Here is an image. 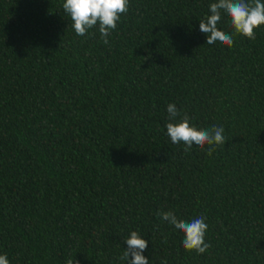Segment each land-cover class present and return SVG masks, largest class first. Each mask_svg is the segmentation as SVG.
Wrapping results in <instances>:
<instances>
[{"label": "trees", "instance_id": "1", "mask_svg": "<svg viewBox=\"0 0 264 264\" xmlns=\"http://www.w3.org/2000/svg\"><path fill=\"white\" fill-rule=\"evenodd\" d=\"M65 0H0V254L10 264H264V26L256 39L199 29L217 0H129L117 28L77 36ZM180 112L170 121L167 106ZM223 126L183 150L166 125ZM179 220L204 216L203 254Z\"/></svg>", "mask_w": 264, "mask_h": 264}, {"label": "clouds", "instance_id": "2", "mask_svg": "<svg viewBox=\"0 0 264 264\" xmlns=\"http://www.w3.org/2000/svg\"><path fill=\"white\" fill-rule=\"evenodd\" d=\"M64 12L70 17L72 27L77 36H86L90 29L98 27L101 39L109 43L108 37L117 28L121 16L129 10V0H65ZM210 15L200 20L199 29L206 35V44L231 48L234 44L233 35L222 31L218 25L222 15L230 20V27L234 34L256 39V29L264 26V0H217L209 5ZM170 121H176L180 112L175 104L167 106ZM187 114L178 122H169L166 125L167 135L173 144H183V150L189 152L193 146L204 150L211 155L216 146L224 145L227 141L223 126L213 125L209 129H197L189 122ZM163 221L184 234L182 246L185 250L205 253L210 247L206 242L208 224L204 216L193 218L190 222L179 220L171 211L157 212ZM127 248L121 260L126 264H149L143 252L147 250L148 241L142 238L137 231H132L124 241ZM0 264H10L6 254H0ZM66 264H79L75 259H69ZM161 264H166L162 261Z\"/></svg>", "mask_w": 264, "mask_h": 264}]
</instances>
